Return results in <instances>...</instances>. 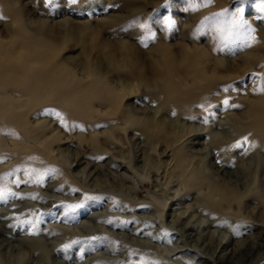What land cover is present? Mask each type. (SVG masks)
<instances>
[{"label": "rangeland", "instance_id": "1", "mask_svg": "<svg viewBox=\"0 0 264 264\" xmlns=\"http://www.w3.org/2000/svg\"><path fill=\"white\" fill-rule=\"evenodd\" d=\"M164 48L206 57L211 108L178 116L155 74L139 84L130 53L150 68ZM0 50L32 70L43 53L63 92L98 79L124 97L85 121L31 101L23 74L0 83V264H233L264 239V0H0ZM144 118L163 127L153 142ZM212 186L236 199L210 200Z\"/></svg>", "mask_w": 264, "mask_h": 264}, {"label": "bare ground", "instance_id": "2", "mask_svg": "<svg viewBox=\"0 0 264 264\" xmlns=\"http://www.w3.org/2000/svg\"><path fill=\"white\" fill-rule=\"evenodd\" d=\"M200 52L201 51L198 49L195 50L193 54L184 52L181 56V61H177L174 59L175 57L168 54V49L164 48L162 51V57H160L161 59H158L157 62L148 63L150 64V68L147 66V68L145 67L146 69L143 68L144 65L140 61L139 53H130V56L132 58L131 61H133L132 75L137 79L139 84H144L143 86H145L150 84L149 79L147 78V73L152 72L153 74H155L156 82L155 85H152L157 88L156 94L158 100L161 103L162 109L169 110L170 108L174 107L177 110L176 112L178 116L183 115L184 111L186 110H191L194 105L200 101L204 104L203 107L205 109V104H207V106H210L211 108L213 103L209 99V96L207 94H210L211 89L213 92V86L216 84L215 81L217 77H215L214 75L209 77V74L205 75V70L207 68V62L205 61L206 57L202 56ZM42 54L38 51L35 55L32 53V55L36 57L34 60L35 63L39 66L38 70H32L28 68V64L30 62L28 63L27 61L23 60L24 58H10L8 55H4L0 50V68L3 72L0 73L1 85H5L9 81H17L23 74V77L26 78V80H31V83L21 88V90L19 91L23 94L28 95L31 101L32 99H38L39 101H41L43 98H45L43 100L44 102L50 100V103L64 101V106L70 105L71 110H73V116L80 117L79 119L83 118L85 121L90 120L94 117V106L97 105H106L113 113L119 110L121 99L124 98L123 95L121 96L117 94L116 92H114V90H111L112 88L110 89L106 86L101 85V81H99L98 79H94L90 85L85 87H75L67 90L66 92L61 91L58 88L59 84L54 81V78L52 76H49L46 68L41 66V63L39 64V62L42 61ZM15 68L19 70H16ZM205 83L208 84L206 86V88L208 89L206 93L203 90L204 87L200 88ZM11 108L15 113V110L17 109L16 104L11 105ZM131 111L136 114L138 113V111L135 109H131ZM252 111L254 120L252 128H254L255 133L257 134L256 139L261 141V148V146L264 144V141H262L264 139V101L261 102V104L259 102L258 104L253 105ZM139 112H142V110ZM143 113L145 114V112ZM130 116L132 117V119H134L132 115ZM145 120L146 128L144 132L146 133L148 139L153 142L156 140V138H159L162 135L164 131L163 127L152 119L147 118ZM231 146H233V144H223L222 146H220L218 148L219 155H227L226 150H229ZM262 147H264V145ZM261 150L264 151L263 148H261ZM260 159H262V157ZM220 173H223V175L226 174L225 171H220ZM197 180H199L200 183L201 179ZM215 196L225 205L231 204L233 200L236 199L234 192L228 191L223 186H212L210 188V200L211 198L213 200ZM191 228H194L193 225H187V227L184 228V232L190 230ZM10 234L11 233H9V235ZM259 240V244H252L246 251L244 250L245 252H240L242 259H236L233 264H246V262L249 260V264H260L261 262H263L264 250L262 251L261 249V242H264V239L261 238ZM191 248L196 249V245H191ZM21 250H23V248H21Z\"/></svg>", "mask_w": 264, "mask_h": 264}, {"label": "water", "instance_id": "3", "mask_svg": "<svg viewBox=\"0 0 264 264\" xmlns=\"http://www.w3.org/2000/svg\"><path fill=\"white\" fill-rule=\"evenodd\" d=\"M260 264H264V261H263V262H261Z\"/></svg>", "mask_w": 264, "mask_h": 264}]
</instances>
